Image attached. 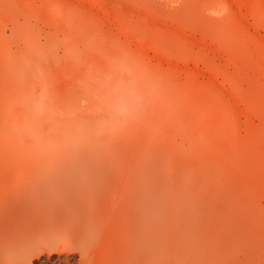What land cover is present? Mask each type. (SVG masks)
<instances>
[{"label": "rangeland", "instance_id": "1", "mask_svg": "<svg viewBox=\"0 0 264 264\" xmlns=\"http://www.w3.org/2000/svg\"><path fill=\"white\" fill-rule=\"evenodd\" d=\"M73 104L172 153L205 199L209 264H264V0H0V202Z\"/></svg>", "mask_w": 264, "mask_h": 264}, {"label": "bare ground", "instance_id": "2", "mask_svg": "<svg viewBox=\"0 0 264 264\" xmlns=\"http://www.w3.org/2000/svg\"><path fill=\"white\" fill-rule=\"evenodd\" d=\"M72 108L27 141L34 164L0 202V264H209L206 202L178 184L172 153L146 127Z\"/></svg>", "mask_w": 264, "mask_h": 264}]
</instances>
